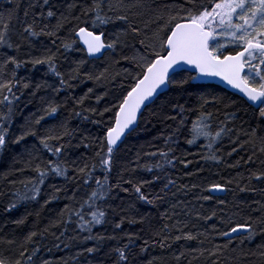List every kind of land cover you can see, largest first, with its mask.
<instances>
[{"label": "trees", "instance_id": "obj_1", "mask_svg": "<svg viewBox=\"0 0 264 264\" xmlns=\"http://www.w3.org/2000/svg\"><path fill=\"white\" fill-rule=\"evenodd\" d=\"M71 2L72 0H50L59 11H65L66 4ZM79 2L81 0H77V3ZM140 2L154 6V3L163 5L171 3L172 0H140ZM204 2L207 3V0ZM29 3L37 7L29 9ZM113 3H116V0H113ZM134 3H137V0H124L128 8ZM40 4L42 0H12V5L7 1L0 2V15H3L0 31L4 30L2 23H8V39L14 45H20L18 52L15 47L12 49L0 47V63L9 55H14L20 60H30L33 57L46 55L47 49H51L56 53L57 70L64 74L66 80L79 61L83 60L85 63L79 69V77L68 80L72 85L70 88H62L59 78L49 71L47 65L33 67L28 63L16 70V79L28 83L29 87L23 88L20 84L13 88V92L19 95L20 99L13 104L11 132L19 134L21 126L25 125L26 121L44 115L42 110L49 102L60 105L56 115L46 116L40 125L33 127L38 131L39 136L50 131L53 134L62 133L65 127L71 132V137H65L64 141L59 142L65 143L71 140V146L66 147L59 158L68 168L70 176L76 175L73 169L83 167L84 163L90 166L95 164L96 168L92 174L94 179L87 185L82 180L66 181L63 177L49 174L44 184L40 186L41 194L36 200H18L14 195L17 192L31 195L25 183L36 177V173L26 163L31 159L29 153L40 157L45 163L57 158L43 149L38 137L29 136L21 145H11L9 151L0 156V256L16 258L22 250L21 245H24L28 252H31L33 247L40 249L34 257L35 264H43L44 260L50 261V264H121L116 249L129 245L125 249L128 256L127 264H149V262L151 264H212L214 260L218 261V264H264V257L260 255L261 250H264L261 247L264 245V237L257 235L254 240L248 241L242 235L232 239V243L228 244V239L219 236L212 229V225L215 224L220 232L227 231L237 223H244L249 217L255 220L262 215L254 209L264 205V182L248 179L252 172L264 171V164H261L264 154L259 152L262 146L259 137H264V124L259 122L258 110L250 107L236 94L216 85L195 84L193 80L185 84L183 89L170 85L169 90L144 111L138 128L117 150H114L112 170L110 173H105L100 165V156L106 152V146L104 151L100 152V141L104 139L103 133L106 127L113 121V112H106L100 117L84 109L95 108L99 113L103 112L105 107L118 104V96L122 92L126 94L124 90H130L131 84L134 83L132 78H123V69L131 66L123 60L120 64H115L114 59H118L119 55L114 58L111 52L99 60L89 59L78 39L69 35L72 24L66 25L59 33L61 39L44 35L25 38L26 33L21 35L23 22L25 19L31 22L33 14L36 15L40 26L44 23L52 25L56 23L55 19H39ZM25 10L29 12L27 18L24 17ZM43 10L46 15L47 7L45 6ZM9 11L11 16L8 15ZM130 16L133 23L144 28V22L149 19L150 14L146 9L132 8ZM126 27L123 22H116L104 26L103 30L110 36ZM152 28H155L154 24ZM53 39H56L55 45L52 44ZM62 39L65 41L76 39L77 44L73 45L72 50L65 51L61 44ZM125 52L131 55L130 50L126 49ZM13 68L14 65L7 66L0 75V83L12 78ZM105 69L108 70V79L97 81L88 79L85 75L87 73L96 77ZM117 71L121 72V77L113 81L111 74ZM138 73L137 69L134 75ZM189 75L193 74L180 72L174 76L176 79H187ZM38 83H46L47 86L36 90L35 85ZM89 88L93 89L92 93H88ZM33 92L35 95L32 94ZM86 93L88 95L83 105H77L76 100ZM4 94L9 95L11 99L7 91ZM97 96L103 97L99 103L96 101ZM201 97L223 99L222 103L205 106L207 111L214 114L211 121L214 130L220 126L221 121L225 120L226 113H235V119L229 124L235 134L231 136V140L225 136L214 145V154L219 157L216 161L203 158L210 152L203 147L206 144L204 139L201 138L193 145L186 143V138H190L189 127L196 119L197 111L184 113L187 123L175 137L177 142H169L167 145L165 143V138L173 133L181 118L172 106L178 103L187 109H199ZM73 109L81 112V116L74 115ZM6 112L7 108L0 105V113ZM84 116L89 119H83ZM170 116L176 119H169ZM93 120H99L101 123H93ZM254 128L257 130V136L251 143L244 144L249 140V135L244 133L250 134ZM237 136L239 143L233 145L231 141L236 140ZM85 137L88 139L85 140ZM50 143L57 144L56 141ZM83 144L91 146L85 148ZM240 144H244V147L241 148ZM169 147L174 150L169 152L167 157V160L172 161L171 163L159 155V151L168 152ZM233 147L237 148L236 152H232ZM253 151L256 152V156L253 157L255 163H248V157ZM97 152H100V156ZM229 152L232 154L228 155ZM149 153H157V155H148ZM181 160L191 163L185 167ZM38 162L34 160L33 164ZM157 164L160 167H156ZM147 168H152V171H148ZM21 169L22 171H19ZM106 174L113 188L107 198L96 200L99 208L106 212L105 221L91 226V233L82 231L79 227L82 222L74 213L83 212L85 224L92 220L91 212L97 209L88 207L91 203L88 197L97 187L95 179L103 181ZM169 179L175 183L165 188L164 185ZM12 181L16 183L13 184ZM142 181H150L143 185L142 191L153 201L151 204L139 200L138 194L135 193V186ZM213 184H221L226 189V194L212 196L210 188ZM53 185L64 191L55 193ZM28 187L30 188L31 185ZM241 188H245V191H241ZM73 192H75V200L71 199ZM52 196L59 198L51 199ZM204 196L212 198L205 200L202 198ZM49 199L51 202L45 204ZM10 202H16L17 207L10 212L4 211ZM65 205H68L73 213L72 222L67 225L61 224V220L69 219V212L64 211ZM213 212L216 215L211 220L205 219L212 216ZM20 219H24V223L16 224L15 221ZM117 224H120L119 228L116 227ZM165 225L168 227L165 228ZM31 232H37L38 235L33 238L32 244H27L25 237ZM61 232L64 233L62 236ZM185 233H191L196 239L175 240V236ZM88 235L103 236L104 239L84 240L83 238ZM56 237L59 239L57 240ZM57 244L58 248L55 247ZM214 245H227V247L223 248L222 254L218 257H210L207 251H204L203 255L200 254L202 250L212 249ZM97 246L99 250L93 254L84 251L86 248ZM81 253L83 254L80 255Z\"/></svg>", "mask_w": 264, "mask_h": 264}, {"label": "snow or ice", "instance_id": "obj_2", "mask_svg": "<svg viewBox=\"0 0 264 264\" xmlns=\"http://www.w3.org/2000/svg\"><path fill=\"white\" fill-rule=\"evenodd\" d=\"M9 5H12V0H7ZM47 7L46 15L43 10ZM37 5L29 3L28 8H34ZM41 11L39 12V19H55L54 25L44 23L42 26L38 25L37 17L33 14V19L28 22L27 19L23 22V32L27 34V37H39L41 35L48 37H56L61 39L59 33L65 29L66 25L72 24L69 29V35L78 38L87 50L88 55L94 56L96 54L110 51L114 58L119 55L118 59H114L115 64H120L121 60L127 61L131 67L123 69V78H132L134 83L131 84L130 90L125 89L118 96V104H114L111 107H105L103 112L97 113L95 108H87L84 111L99 115L103 117L106 112H113V121L106 127V131L103 133L104 139L100 141V152L104 151L106 146V152L103 156H100V152L97 155L100 156V165L105 173H110L112 170L113 153L118 147V142L126 133L135 129L138 122V114L141 112L142 107L147 106V102L154 101L159 95V90L168 86H175L178 89H183L184 85L189 81L196 80L200 77H212L219 78L221 81L231 86L232 89L237 90L242 94V98H246V103H249L250 107L258 109V119L261 124H264V0H172L171 3H165L163 5L155 4L146 5L140 0L134 3L131 8H128L124 4V0H81L77 3V0H72L71 3L66 4L65 11H59L54 4L50 3V0H42V4L39 5ZM132 8L146 9L150 14L149 19L144 22V28H141L136 23L132 22L130 12ZM59 11V15H58ZM11 16V11L8 13ZM29 15L28 10L24 11V17ZM143 15V13H140ZM3 21V15H0V22ZM76 23L73 24L72 22ZM116 22H123L127 25L126 28L111 34L110 36L103 30L104 26ZM155 28H152V25ZM3 31H0V47H7L18 52L20 49L19 44H13L7 37L9 28L8 23H2ZM39 29V30H37ZM150 32V34H149ZM56 39L52 40V44H56ZM62 47L65 51L72 50L73 45L77 44L76 39H69L67 41L61 40ZM130 50L131 55L127 54L125 50ZM59 51V49H57ZM32 64L47 65L49 71L59 78L61 87H72L68 80L77 79L79 77V69L85 63L81 60L78 62L76 68L68 74V80L64 78V74L59 72L56 67V53L51 49H47V54L42 57H33L30 60H20L14 55L7 56L6 59L0 63V75L9 64L14 65L12 69V78L7 82L0 83V105H4L7 108L6 113H0V156L6 154L11 145H21L26 141L27 137H38L39 144L43 149L47 150L56 160H49L47 163L42 161L40 157L33 156L29 153L31 159L26 163L32 171L36 173L34 180H29L25 183V187L28 189V193L14 195L18 200H36L41 194V185L44 184L49 174L56 177H63L66 181H78L82 180L85 185L89 181L93 180V172L96 165H89L84 163L83 167L74 168L73 171L76 175H69V170L64 166V162L60 161V157L66 147L71 146V140L69 139L65 143H59L64 141L65 137H71V132L65 127L62 133L53 134L51 131L48 134L39 136L38 131L33 125H40L41 121L46 116H54L59 111L60 105L49 102L47 107L42 111L44 115L39 116L30 121H26L25 125L21 126L19 134L11 132L12 120L14 116L13 104L18 102L20 96L13 92V88L22 84L23 88H28V83H22L21 80L16 79L15 73L22 65ZM185 66H189L196 75H189L187 79H176L174 73L178 70L180 72L186 71ZM139 70L138 74L134 73ZM108 70L100 73L99 76L93 77L90 74L85 73L88 79H95L97 81L101 79H108ZM121 77V72L117 71L111 74V79L115 81ZM45 84H36V90H40L42 87H46ZM123 88V85H121ZM19 91V89H17ZM5 91L11 95H5ZM54 91H60V89H54ZM93 89L89 88L88 93H92ZM35 95V92L32 93ZM22 95V92H21ZM85 96L76 100L77 105H83ZM103 99L102 96H97L96 101ZM223 99L213 97L212 99L200 98L199 109H187L184 105L174 104L173 110L177 111L180 115V120L173 130V133L165 138L166 145L176 143L175 137L182 131L187 123V117L183 114L190 111H197L198 115L195 120L192 121L189 127V136L186 138V143L189 145L196 144L201 138L206 141L203 147L210 150L209 155L203 157L204 159L219 160L214 154V145L220 142L225 136L229 137L234 135V129L229 124L235 119V113H226L225 120L220 122V126L217 129L212 128L211 121L214 114L207 111L206 105L216 103H222ZM113 109H115L113 111ZM73 114L81 116V112L73 109ZM169 119L175 120L176 117L170 116ZM83 119H89L84 116ZM93 123H101L99 120H93ZM249 135V140L246 143H251L253 138L257 136V130L252 129L251 133H244ZM88 139L87 137L84 138ZM262 146L259 148V152L264 154V137H259ZM51 141H56L57 144L53 145ZM233 145L239 143V137L236 140L231 141ZM244 144H240L241 148ZM85 148L90 147V144H83ZM27 150V146L25 145ZM35 149V146H33ZM218 150V149H216ZM174 150L169 147L168 152L159 151V155L167 160L169 152ZM237 148L233 147L232 152H236ZM232 153L229 152L228 155ZM148 155L155 156L157 153H149ZM256 156V152L253 151L252 155L248 157V163H255L253 157ZM179 159V158H176ZM39 161L33 164V161ZM171 163V160H167ZM187 167L190 161H180ZM75 163V161L73 162ZM264 164V160L261 161ZM156 167H160L159 164ZM148 171H152V168H147ZM19 171H22L19 170ZM159 179V177H156ZM249 181L255 180L258 182H264V171L252 172L248 177ZM11 183L15 184V181ZM24 183V182H22ZM131 183V181H128ZM150 181H142L134 188L135 193L138 194V199L146 203H153L142 191L144 184H148ZM175 182L169 179L164 185L168 188L169 185ZM231 183V181H229ZM96 189L91 191L88 200L91 203L88 207L91 209L95 207L97 210L91 212L92 220L88 224L83 223V212H75L74 214L82 222L79 227L82 231L91 233V226L96 224H102L105 221L106 212L99 208L96 204V200H104L111 192L113 185L108 182V175L104 176L103 181L95 179ZM31 185L29 188L28 186ZM118 187V185H116ZM55 193L64 191L63 189L53 185ZM210 190L224 191V187L221 184L211 185ZM241 191H245V188H241ZM127 191V189H124ZM58 196H52L51 199H58ZM75 192L72 193L71 199L75 200ZM159 198V197H158ZM205 200H209L211 196L202 197ZM51 199L46 200L45 204L51 202ZM223 203V201H221ZM17 207L16 202H10L4 209L6 212H10ZM83 207V205L81 206ZM64 211L69 212V219L67 221L61 220V224L67 225L71 223L72 211L68 205H65ZM259 211L262 215L255 220L249 217L244 223H237L227 231L220 232L216 225H212L213 231L217 232L219 236L228 238V244L232 243L233 234L243 233L244 238L248 241H252L257 235L264 237V205L254 209ZM63 216V213H61ZM216 215L215 212L212 216L205 217V219L211 220ZM123 221H121L122 223ZM135 222V221H132ZM16 224H23L24 219L15 221ZM117 228L120 224L116 225ZM165 228L168 225L164 226ZM66 230V229H65ZM179 231V229H178ZM64 233L61 232V236ZM38 235L37 232H31L25 237L27 244H32L33 238ZM55 235V234H53ZM114 238V237H113ZM58 240L59 237H56ZM84 240L96 239L102 241L103 236L93 237L92 235L85 236ZM131 240V237L129 238ZM192 240L196 239L191 233H185L175 236V240ZM13 243V241H9ZM147 243V241H145ZM243 243V240H241ZM59 247V245H55ZM68 247V245H65ZM129 245H125L123 248H117L119 260L121 264H127L128 256L125 249ZM227 245H214L212 249H205L200 252L201 255L204 251L208 252L210 257H218L222 254V250ZM264 249V245L261 246ZM21 251H19L16 258H6L0 256V264H35L34 257L40 251L38 247H33L31 252L21 245ZM99 250L97 247H89L84 251L88 254H93ZM144 249H142L143 251ZM51 251V249H49ZM81 253L80 255H82ZM183 255V253H181ZM261 257H264V250L260 252ZM179 259V257H177ZM43 264H50V261L44 260ZM151 264V262H149ZM212 264H218V261L214 260Z\"/></svg>", "mask_w": 264, "mask_h": 264}, {"label": "water", "instance_id": "obj_3", "mask_svg": "<svg viewBox=\"0 0 264 264\" xmlns=\"http://www.w3.org/2000/svg\"><path fill=\"white\" fill-rule=\"evenodd\" d=\"M2 1H7V0H0V2H2ZM80 45L85 50L88 58L89 59H92V60L102 59L108 52H110V51H105L104 53H100V54H96L94 56H90L87 53L86 47L82 43H80ZM185 68L187 70L186 71H183V72H189V73H191L193 75H196V73L194 72V70H192L189 66H185ZM177 73H180V71L178 70L176 73H174V75L177 74ZM193 82L195 84L216 85V86H219V87L223 88L224 90H226V91H228L230 93L236 94L237 96H239L240 98H242V94H240L237 90L232 89L231 86L227 85L226 83H224L223 81H221L219 78L200 77V78H198L196 80H193ZM169 88H170V86H168L166 88L160 89L159 90V95L156 98H154V101L147 102V106L146 107H142L141 112L138 114V122H137V125L135 126V129L133 131H131V132L126 133V135L124 137H122L121 141L118 142V147L115 150H117L125 142L126 138L130 134H132L138 128L140 118H141L142 114L144 113V111L148 107H150L161 95H163L164 93H166L169 90ZM242 99H244L246 101V98H242ZM210 194L212 196H224L226 194V189L224 191H213V190H210ZM242 235H243V233H235V234H233V238L232 239L237 238V237H240ZM225 239H228V238L225 237Z\"/></svg>", "mask_w": 264, "mask_h": 264}]
</instances>
